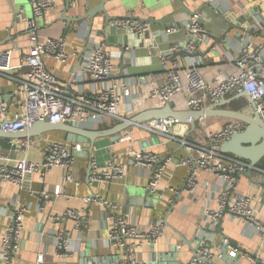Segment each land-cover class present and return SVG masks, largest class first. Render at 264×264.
Here are the masks:
<instances>
[{"label":"crops","instance_id":"0c3cea01","mask_svg":"<svg viewBox=\"0 0 264 264\" xmlns=\"http://www.w3.org/2000/svg\"><path fill=\"white\" fill-rule=\"evenodd\" d=\"M157 1L159 2L154 4L152 0H148L143 4L138 0H75L67 5L65 0H55L54 8L44 19L37 20L36 24L40 39L65 40V63L58 64L48 57H43V63L49 72L56 75L66 97L93 93L96 84L88 78L87 57L98 46L104 45L113 53L115 70L112 79L126 81L132 89L121 103V118L129 119L140 112L154 109L155 102L149 98V93L152 86L161 82L164 77L165 69L160 57L169 56V51L174 46L184 47L191 15L199 14L201 24L211 38L209 43L201 46L195 53L207 51L214 40L220 38L228 28L218 17L220 14L217 15L205 0H184L183 8L188 10L189 14L182 11L173 0ZM102 2L105 14L97 13L91 24L89 19L81 22L73 20ZM241 2L243 7H238L234 0H217L214 5L218 6L220 12L225 11V15L234 14L235 23L240 24L238 19L241 17H248L245 21L247 23L260 21L261 29L254 42H264V7L259 5L258 0ZM255 9H259V13L252 16L249 11ZM107 17L112 20L130 17L147 21L152 18L156 22H150L151 30L142 38H138L111 26V23L108 24ZM31 18L29 0H0V45L6 50L14 48L11 65L12 77L16 80L24 79L28 71L26 67L21 66L20 60L29 50L25 20ZM171 24L178 27L172 28L173 31L170 32ZM90 25L91 34L88 35ZM238 33V30H232L225 38L224 44L215 46V55L209 53L202 59V66L196 69L209 79H219V71H231L229 59L244 45L243 41L237 38ZM196 59L198 60L191 58L187 63L179 58L175 63L182 69H189L188 64L194 65ZM168 62L169 67L171 62ZM15 87L14 80L0 76V105L7 109L9 117L18 111L19 99L12 94ZM185 101L186 94L183 92L177 95L170 105L181 111H189ZM223 120L225 119L207 118L197 122L198 126L205 127L201 137L191 131L189 125L182 124L165 127L163 136L154 134L147 127L157 128V125L149 122V126V123H146V126L133 127L123 132L121 139L115 143L110 137L96 140L92 153L88 152L89 145L67 144L64 141V133L58 131L25 139L31 143L27 153L15 151L18 141L0 139V165L7 166L14 164L11 160L22 158L41 162V144L55 142L65 144L68 148L79 146V150L72 154L68 174L70 179L65 178L63 169L53 168L43 180L39 178L38 173L29 176L22 191L10 183L0 182V239L6 231L9 211L14 208V201L17 200L18 207L25 208L21 249L9 264H36L38 254L43 255L44 264H126L124 252L113 251L107 246V230L110 223L103 209L98 205H84L83 200L92 196L118 205L113 212L134 219L142 234H148L153 227L161 225L160 233L151 243L143 244L138 250V259L143 264L154 263L157 255L160 257L158 264H188L193 257L191 249L194 247V238L199 233H204L203 247L216 249L211 259L214 264H224L217 251V247L224 242L249 255L258 253L264 259V244L261 238L242 222L224 215L218 221L220 233H217L216 226L208 228L210 222L206 223L204 220L205 211L207 208H216L214 199L217 186L213 174L196 170L195 192L190 194L183 187L189 171L187 167L179 164V159L186 156L193 159L198 157L200 147L207 144V134L222 129L225 124ZM120 122H86L80 127L91 131H105ZM214 127L216 131L213 130ZM128 135L130 141H124V137ZM130 147L145 149L157 155L160 165L165 162L159 188L155 193L148 191V172L136 169L127 158L121 159L125 166L123 178L108 184L89 181L87 172L91 160H95L97 168L103 170L112 152L122 154ZM237 186L245 196L257 197L264 184L260 177L252 174L250 178L246 175L240 176ZM54 187L62 189V193L57 197L53 195ZM45 189L48 192L46 196L42 195ZM173 189L178 190L180 194L176 195ZM67 211H81L82 220L78 227L72 220L62 223V228L70 234V253L60 257L55 239L60 227L54 226L50 218ZM258 218L264 224V209L259 212ZM43 227L45 232L40 237ZM239 263L250 264L246 259H241ZM0 264L5 263L0 260Z\"/></svg>","mask_w":264,"mask_h":264},{"label":"built area","instance_id":"2783aa9c","mask_svg":"<svg viewBox=\"0 0 264 264\" xmlns=\"http://www.w3.org/2000/svg\"><path fill=\"white\" fill-rule=\"evenodd\" d=\"M69 4L75 0H65ZM209 7L214 6L217 0H205ZM238 7H243L241 0H234ZM32 9V18L25 20L28 30V53L21 57V66L28 69L24 79L16 80L12 77L11 54L14 50H6L0 45V76L12 79L16 82L13 96L19 99L18 111L8 116L7 109L0 105V130L4 133L15 134L31 127L36 122H47L52 125L77 123L83 125L86 122L101 124L105 120L122 121L119 114L121 103L132 92L128 82L121 79H112L115 66L113 53L104 45L98 46L87 57L86 70L88 78L96 84L91 95L79 93L73 97H66L63 88L54 73L49 72L43 57H48L58 64L66 61L65 40L63 38L40 39L38 35L37 20L44 17L54 8L55 0H29ZM264 7V0H258ZM111 26L127 33L142 38L151 30L149 22H140L130 17L112 20ZM243 42L247 46H241L237 54L230 61L231 71H219V79H209L202 75L196 68L182 69L175 62L168 67V60L172 54L184 51L188 55L194 54L201 46L210 41L208 31L200 22L198 13L190 17L186 29L187 42L184 47L174 46L169 51V56H161L160 61L165 69V75L161 82L155 84L149 93V98L156 101L161 107L181 93L186 94L185 105L189 111H199L206 106L218 103L222 98L230 97L241 92H246L254 101L255 111L264 122V42H254L261 29L260 21L244 22ZM173 31V29H169ZM247 38V40H246ZM160 123L161 129L150 128L154 134L163 136L167 126L176 125L172 120ZM141 126H146L145 124ZM140 126V127H141ZM244 124L232 121L223 126L217 132L208 133L207 144L200 147L198 157H181L179 164L187 167L188 176L184 180V189L193 194L197 187L196 170H202L213 174L216 178L217 192L214 202L216 208H207L204 214L206 223L211 221L218 223L224 215L236 219L259 235L264 244V224L259 220L258 214L264 209V186L257 197H247L238 190V178L250 172L261 178L264 184V159L256 166L231 155H224L219 151L221 142L231 135L243 131ZM130 136L124 137V141H130ZM18 141L15 151L27 153L31 147L30 140ZM42 161L34 162L27 158L14 159L12 166L0 165V182H7L22 191L26 187V181L34 173L44 176L53 168H61L65 171V178L70 179L69 169L72 164V154L79 150V146L68 148L62 143L41 144ZM122 158L129 159L138 170H146L149 174L148 191L155 193L159 188L165 162L160 165V159L145 149L130 147L122 154L112 152L109 161L103 170L97 168L95 160L90 162V182L108 184L115 179H121L125 175V166ZM5 160H10L4 158ZM169 159L166 161L168 162ZM179 195L178 190H172ZM46 189L42 195H47ZM62 193L61 187H54L53 195L56 197ZM259 199L258 201H256ZM84 205H98L103 209L110 225L107 230V246L113 251L124 252L126 264H143L138 259V250L145 243H151L161 231V225L155 226L150 233L142 234L134 219L116 215L113 211L118 205L109 203L92 196L83 200ZM258 203V204H257ZM9 211L6 231L0 239V260L5 264L16 256L21 249V234L23 231V219L25 208L17 206ZM72 220L76 227L82 220L81 211H67L61 215L52 216L51 223L60 227L56 233V249L60 257L70 253V234L62 228V223ZM45 232L41 229L40 237ZM226 250L231 258L240 257L250 264H264L260 255L243 253L237 247L226 243ZM216 249L200 247L188 264H208L214 256ZM203 261H207L206 263ZM36 264H44V257L38 254Z\"/></svg>","mask_w":264,"mask_h":264},{"label":"water","instance_id":"95a60500","mask_svg":"<svg viewBox=\"0 0 264 264\" xmlns=\"http://www.w3.org/2000/svg\"><path fill=\"white\" fill-rule=\"evenodd\" d=\"M140 3L146 4V1L148 0H138ZM154 4L158 3L157 0H152ZM183 1L184 0H173L174 3L178 4L182 11L189 14V11L183 8ZM67 5H70L68 2H66ZM150 3V2H149ZM148 3V4H149ZM104 3H100L98 6L88 10L84 15H82L79 18L73 19L75 22H81L85 19L90 20V24L92 23L95 15L99 12L105 14L104 10ZM208 7V6H206ZM215 13L218 15V17L227 25L226 31L223 33V35L214 40V42L211 44L210 48L207 51H204L202 53H194L191 55H188L184 51H180L178 53L172 54L170 57V62H176L177 59L181 58L184 59L187 63L191 60V58H198V60L194 63V65H189L188 68H199L202 66V59L206 57L209 53L212 55H215V46L219 45L220 43L225 42V38L228 36V34L232 30H238L239 35L237 36L238 39L243 40V29L245 28L243 22L246 21L248 17H241L238 19V23H235L234 14L230 15L227 13L225 15V11L220 12L218 9V6L214 5L212 6ZM209 8V7H208ZM249 13L254 16L259 13V9L250 10ZM193 15V14H192ZM191 15V16H192ZM108 24L111 22L112 19L107 17ZM140 22H151L155 23L156 21L154 19L147 20H140L137 19ZM161 25V24H160ZM178 27V25L171 24L170 27L175 28ZM163 27V26H162ZM163 30H165V27H163ZM91 34V25L89 28V34ZM244 46H247L248 43L245 41L243 42ZM224 44V43H223ZM227 48V47H225ZM264 61V59H263ZM239 99H246L248 104L252 107L253 113L251 115H247L240 112H234L222 109L223 107L233 103L236 100ZM207 118H223L228 119L235 122H241L244 124L243 131L239 133H235L230 136L229 139L223 141L219 145V151L220 153L224 155H231L238 159H241L243 161L248 162L251 166H256L259 163H261L264 159V122L261 120L259 115L255 111V104L253 99L246 93L241 92L238 93L230 98H222L218 103L214 104L213 106L205 107L199 111H177L174 110L170 104L164 105L159 108L149 109L143 112H140L134 116H132L129 119H123L120 123L115 125L112 129L105 130V131H91L85 128L80 127L77 123H68V124H57L52 125L47 122H36L31 127L24 129L22 131H19L18 133L11 134V133H4L0 130V139H7L9 141H21L25 139H31L33 137H40L43 134L47 132H53L58 131L64 133V141L67 144L71 145H89L88 152L92 153L93 146L96 140L110 137L112 138V141L115 143L121 139V134L125 131H127L130 128L138 127L143 124L149 123V122H162L166 120H172L177 124L182 125H189L190 130L194 131L197 122L207 119ZM90 171L91 167H88L87 177H90ZM245 175L250 178L251 174L250 172L245 173ZM220 224L215 223L211 221L209 223L210 229L216 226L217 233L221 232ZM203 234L199 233L194 238V247H192L193 255L199 249L200 247H203ZM217 251L219 252V258L224 264H240L239 261L241 260L240 257H234L231 258L226 250V244L225 242L220 244L217 247ZM160 262V257L157 255V258L155 259L154 263L151 264H158ZM207 262V261H203ZM174 264H179L177 262H174ZM208 264H214L212 263V260L208 262Z\"/></svg>","mask_w":264,"mask_h":264},{"label":"rangeland","instance_id":"374dc122","mask_svg":"<svg viewBox=\"0 0 264 264\" xmlns=\"http://www.w3.org/2000/svg\"><path fill=\"white\" fill-rule=\"evenodd\" d=\"M158 106V105H157ZM159 107V106H158ZM226 110H229V111H234V112H240V113H244V114H247V115H250V114H252L253 113V109H252V107L248 104V102H247V100L245 99V102L243 103V104H234L233 105V107H230V108H225ZM218 122L219 121H221V120H219V119H216ZM223 121H225V122H223V123H225L224 124V126L225 125H227L228 123H231V120H228V119H225V120H223ZM154 124L153 125H157L156 127L157 128H159V129H161L160 127V123H158V122H153ZM151 123H149V124H147V126H149ZM197 127H198V130L200 129L201 130V132H204L205 131V127H203V126H198L197 125ZM215 128L216 127H214V129L213 130H215ZM216 131V130H215ZM199 133H200V131H199Z\"/></svg>","mask_w":264,"mask_h":264},{"label":"trees","instance_id":"16d2710c","mask_svg":"<svg viewBox=\"0 0 264 264\" xmlns=\"http://www.w3.org/2000/svg\"><path fill=\"white\" fill-rule=\"evenodd\" d=\"M164 75H165V73H164ZM164 78V77H163ZM155 86V85H154ZM154 86H152V88L154 87ZM152 88H151V90H152ZM232 96H234V95H232ZM232 96H230V97H232ZM174 99V98H173ZM173 99L170 101V103L173 101ZM155 103H154V107L155 108H159V107H161L156 101H154ZM245 102V99H239V100H236V101H234L233 103H231V104H229V105H227L225 108H230V107H233V105L234 104H243ZM169 103V104H170ZM159 107H158V106ZM171 106V105H170ZM174 110H177V111H181V110H179V108H176L175 106H171ZM199 131H200V133H199ZM193 132H196L195 134H198V135H200V137H201V130L199 129L198 130V127H197V124H196V127H195V129H194V131ZM202 143V145L204 144V142L202 141L201 142Z\"/></svg>","mask_w":264,"mask_h":264}]
</instances>
